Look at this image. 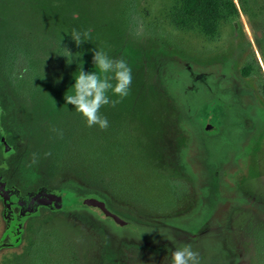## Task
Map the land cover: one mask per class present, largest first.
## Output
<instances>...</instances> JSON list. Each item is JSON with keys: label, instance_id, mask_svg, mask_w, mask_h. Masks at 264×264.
Here are the masks:
<instances>
[{"label": "rangeland", "instance_id": "obj_1", "mask_svg": "<svg viewBox=\"0 0 264 264\" xmlns=\"http://www.w3.org/2000/svg\"><path fill=\"white\" fill-rule=\"evenodd\" d=\"M212 2L209 33L186 0H0V179L16 198L52 192L66 206L13 205L8 233L0 197V264H171L174 250L145 233L151 247L131 237L115 252L66 210L91 197L188 242L209 225L194 248L205 264L219 235L221 264H264V0ZM95 49L132 69L129 95L100 110L106 130L64 99L81 66L98 71Z\"/></svg>", "mask_w": 264, "mask_h": 264}, {"label": "clouds", "instance_id": "obj_2", "mask_svg": "<svg viewBox=\"0 0 264 264\" xmlns=\"http://www.w3.org/2000/svg\"><path fill=\"white\" fill-rule=\"evenodd\" d=\"M70 35L75 44L80 46L88 41L90 30L81 33L73 29ZM64 49L68 55H72L67 48ZM93 64L98 71L85 72L81 66L78 75H74L72 94L66 92L64 99L66 104L73 105L74 109L85 118L88 127L98 126L101 130H106L109 121L100 110L105 105L115 107L129 95L132 69L123 58H111L102 49L94 50ZM109 92L120 99H110ZM171 264H200L199 253L191 244H179L172 252Z\"/></svg>", "mask_w": 264, "mask_h": 264}, {"label": "trees", "instance_id": "obj_3", "mask_svg": "<svg viewBox=\"0 0 264 264\" xmlns=\"http://www.w3.org/2000/svg\"><path fill=\"white\" fill-rule=\"evenodd\" d=\"M184 9L186 12L193 13L198 19L199 22L203 28L204 31L212 33L215 31V23L220 17V11L218 8L214 6V3L212 0H186V4L184 6ZM77 194V193H75ZM76 197H79V194L75 195ZM66 198V196H65ZM70 203H74L70 201ZM65 204L63 205V208ZM67 211H71V213L75 212L77 215L85 217V219H89L97 226L98 229L106 231L108 237H109V243L110 247H112V250H115V252L120 249V241L123 239H134L135 242L141 243L145 242V238H143V233H145L147 236L150 237V240H154L155 243L153 244H166L170 246L173 250L182 243L191 244L193 249L197 247H201L203 245L197 244L194 240L189 239L190 241H186L187 237L180 236L178 231L176 229H173V227H169L166 225H156V226H150L147 229H144L143 226L139 225L138 232L132 233L129 229L124 230V233L119 232V229L116 227H113L115 229L113 232L109 231L105 225L104 220H102L99 216H97L95 213L90 212L86 209L84 205H82L80 202L76 205H71ZM6 232H4V235ZM105 235V233H104ZM18 234L16 235V237ZM134 236V237H133ZM137 236V237H136ZM139 236V238H138ZM161 236V237H160ZM106 238V236H104ZM132 237V238H131ZM136 237V238H135ZM188 240V239H187ZM122 243V242H121ZM147 247H151L147 242H145ZM148 244V245H147ZM104 247L107 248L108 244L107 241L104 244ZM109 249V248H108ZM194 249V250H195ZM199 260L200 263L205 264L204 256L199 254ZM229 261V257H228ZM100 264H113L112 262H106L103 260ZM118 264V263H114Z\"/></svg>", "mask_w": 264, "mask_h": 264}, {"label": "water", "instance_id": "obj_4", "mask_svg": "<svg viewBox=\"0 0 264 264\" xmlns=\"http://www.w3.org/2000/svg\"><path fill=\"white\" fill-rule=\"evenodd\" d=\"M210 126L207 127L209 129ZM12 152V149L9 146L5 147V153ZM0 197L3 202L4 206V218L7 222V232H16L19 228V219L14 215L11 206H19L25 207L28 212L34 213L32 205L33 203L38 204H48L49 202H53V206L55 209L62 208V197L60 194H48L42 193L39 197H32L28 202L14 197L6 188L4 183L0 181ZM85 207L95 213L96 215L100 216L101 219H111L113 224L118 228H127L131 231H137L138 226L136 223L127 221L122 217L118 216L117 214L110 211L106 203L103 200L91 197L85 200L84 202Z\"/></svg>", "mask_w": 264, "mask_h": 264}, {"label": "flooded vegetation", "instance_id": "obj_5", "mask_svg": "<svg viewBox=\"0 0 264 264\" xmlns=\"http://www.w3.org/2000/svg\"><path fill=\"white\" fill-rule=\"evenodd\" d=\"M0 181H1V179H0ZM42 193H48V194H57V193H52V192H40L38 195H35V196H32V197H39ZM31 197V198H32ZM62 197V196H61ZM21 199V198H20ZM23 200V199H22ZM30 200V199H29ZM28 200V201H29ZM25 201V200H24ZM28 201H26V202H28ZM38 203H33V205H32V208L34 209V206L35 205H37ZM42 205V204H41ZM43 205H48V206H53V202L51 201V202H49L48 204H43ZM15 206V205H14ZM63 206V205H62ZM15 207H17V208H19L20 210H22V211H25V212H27V209L25 208V207H19V206H15ZM62 209V208H61ZM98 216V215H97ZM100 217V216H99ZM101 218V217H100ZM110 222H112V220L111 219H108ZM113 223V222H112ZM208 224H209V222H208ZM207 224V225H208ZM207 225H206V227H207ZM130 230V229H129ZM210 230H211V228H210V226L208 225V227L206 228V231L204 232V233H198V234H194L193 236H192V238H191V236H189L190 237V239H193L195 242H196V238L199 236L200 237V235L199 234H201L202 235V238H207L208 239V237H214L213 236V234L210 232ZM7 231V230H6ZM133 234L134 233H137L138 231H131ZM211 241H214V240H212V239H210ZM216 240H217V242H218V246L216 247V248H214L213 250H209L208 248H203V250H204V252H206V255H208V259L210 260V259H212L213 261L212 262H208V264H221V248H220V244H221V235H219V240H218V238H216ZM200 264H204V263H200Z\"/></svg>", "mask_w": 264, "mask_h": 264}]
</instances>
